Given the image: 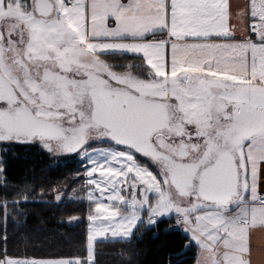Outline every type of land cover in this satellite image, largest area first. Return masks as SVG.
<instances>
[{
	"label": "snow or ice",
	"instance_id": "obj_1",
	"mask_svg": "<svg viewBox=\"0 0 264 264\" xmlns=\"http://www.w3.org/2000/svg\"><path fill=\"white\" fill-rule=\"evenodd\" d=\"M21 145L77 154L94 210L86 254H13L6 222L35 201L29 186L8 191L0 158V264H98V238L127 245L136 264L141 229L171 221L197 264H252L251 233L264 229V0L238 13L229 0H0V151Z\"/></svg>",
	"mask_w": 264,
	"mask_h": 264
},
{
	"label": "trees",
	"instance_id": "obj_2",
	"mask_svg": "<svg viewBox=\"0 0 264 264\" xmlns=\"http://www.w3.org/2000/svg\"><path fill=\"white\" fill-rule=\"evenodd\" d=\"M110 62L125 61L113 57ZM0 158L11 185L8 191L14 195L17 190L29 186L30 199L35 201L24 208V217H16L19 224L12 219L6 222L10 251L20 256L75 258L86 254L87 216L92 205L86 201H66L79 178L78 158L75 155L51 158L46 150L25 145L15 146L7 153L1 151ZM3 191L0 188V195ZM57 195L60 200L56 199ZM6 198L10 200L13 196ZM173 222L152 230L147 226L141 229L140 238L134 242L136 264H196L198 250L185 249L184 234L165 231ZM4 229L5 222L0 220V235L4 234ZM127 248L123 243L99 241L95 245V259L98 264H126Z\"/></svg>",
	"mask_w": 264,
	"mask_h": 264
},
{
	"label": "crops",
	"instance_id": "obj_3",
	"mask_svg": "<svg viewBox=\"0 0 264 264\" xmlns=\"http://www.w3.org/2000/svg\"><path fill=\"white\" fill-rule=\"evenodd\" d=\"M233 5L234 12L238 13L240 7L245 5L247 0H229ZM250 21H242L233 15L230 19V25L236 29L237 36L243 38L249 35L245 27ZM198 250V249H197ZM200 259L199 250L197 251V261ZM251 260L252 264H264V229H254L251 233Z\"/></svg>",
	"mask_w": 264,
	"mask_h": 264
},
{
	"label": "rangeland",
	"instance_id": "obj_4",
	"mask_svg": "<svg viewBox=\"0 0 264 264\" xmlns=\"http://www.w3.org/2000/svg\"><path fill=\"white\" fill-rule=\"evenodd\" d=\"M0 153H1V151H0ZM49 155L51 158L57 157V156H53L51 154H49ZM67 155H71V154H67ZM73 155H75L78 158L77 154H73ZM78 160H79V163L81 164V169H80L79 175L77 174L78 175L77 177H79V178L76 179L72 189L70 190V193L66 197V201H86V202L90 203L87 199L89 189L85 186V180H84V175H83L82 164L84 163V161L80 160L79 158H78ZM91 209H92V211L94 210V205L91 206ZM89 224H90V222L88 221V230H89ZM87 234H88V232H87ZM99 241H102V240H100V238H98V242Z\"/></svg>",
	"mask_w": 264,
	"mask_h": 264
},
{
	"label": "built area",
	"instance_id": "obj_5",
	"mask_svg": "<svg viewBox=\"0 0 264 264\" xmlns=\"http://www.w3.org/2000/svg\"><path fill=\"white\" fill-rule=\"evenodd\" d=\"M175 223V222H174ZM173 226H174V224H173Z\"/></svg>",
	"mask_w": 264,
	"mask_h": 264
}]
</instances>
